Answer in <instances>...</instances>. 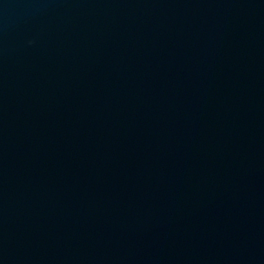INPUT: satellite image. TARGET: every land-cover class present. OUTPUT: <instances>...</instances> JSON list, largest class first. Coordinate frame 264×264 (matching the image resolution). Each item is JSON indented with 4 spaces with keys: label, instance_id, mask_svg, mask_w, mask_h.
Segmentation results:
<instances>
[{
    "label": "water",
    "instance_id": "obj_1",
    "mask_svg": "<svg viewBox=\"0 0 264 264\" xmlns=\"http://www.w3.org/2000/svg\"><path fill=\"white\" fill-rule=\"evenodd\" d=\"M0 264H264V0H0Z\"/></svg>",
    "mask_w": 264,
    "mask_h": 264
}]
</instances>
